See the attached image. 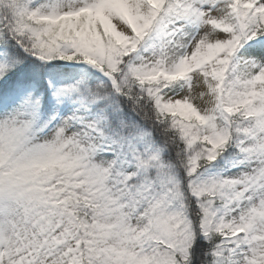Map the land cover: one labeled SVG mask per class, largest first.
I'll use <instances>...</instances> for the list:
<instances>
[{
	"label": "snow or ice",
	"instance_id": "1",
	"mask_svg": "<svg viewBox=\"0 0 264 264\" xmlns=\"http://www.w3.org/2000/svg\"><path fill=\"white\" fill-rule=\"evenodd\" d=\"M0 264H264V0H0Z\"/></svg>",
	"mask_w": 264,
	"mask_h": 264
}]
</instances>
